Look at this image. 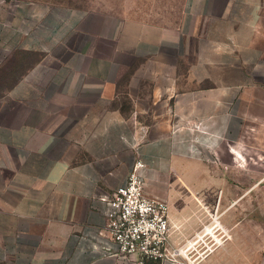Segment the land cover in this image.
<instances>
[{
  "label": "crops",
  "instance_id": "1",
  "mask_svg": "<svg viewBox=\"0 0 264 264\" xmlns=\"http://www.w3.org/2000/svg\"><path fill=\"white\" fill-rule=\"evenodd\" d=\"M12 1L0 264H130L99 196L137 161L188 257L146 264H264V0Z\"/></svg>",
  "mask_w": 264,
  "mask_h": 264
},
{
  "label": "built area",
  "instance_id": "2",
  "mask_svg": "<svg viewBox=\"0 0 264 264\" xmlns=\"http://www.w3.org/2000/svg\"><path fill=\"white\" fill-rule=\"evenodd\" d=\"M17 4L16 0L11 3L12 6ZM141 167L143 164L140 161L135 162L124 185L99 196L106 206L105 226L118 256L130 264L188 258L182 246H169V205L164 198L153 197L145 192L139 174Z\"/></svg>",
  "mask_w": 264,
  "mask_h": 264
},
{
  "label": "rangeland",
  "instance_id": "3",
  "mask_svg": "<svg viewBox=\"0 0 264 264\" xmlns=\"http://www.w3.org/2000/svg\"><path fill=\"white\" fill-rule=\"evenodd\" d=\"M45 1H51L60 4H70V5H75V4L88 5L89 3H94V2L100 3V2H105L106 0H45ZM107 1L112 4V6L114 7V11L116 10L117 12H123V13L136 7V5H138L137 2L141 3V0H107ZM245 130H246V132H244L245 138H243V141L247 144L248 142L247 137L249 136V134H247L248 129Z\"/></svg>",
  "mask_w": 264,
  "mask_h": 264
}]
</instances>
